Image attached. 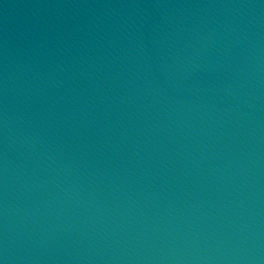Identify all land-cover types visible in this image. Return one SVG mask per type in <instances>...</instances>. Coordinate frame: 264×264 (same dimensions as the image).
Here are the masks:
<instances>
[{
  "label": "water",
  "instance_id": "95a60500",
  "mask_svg": "<svg viewBox=\"0 0 264 264\" xmlns=\"http://www.w3.org/2000/svg\"><path fill=\"white\" fill-rule=\"evenodd\" d=\"M0 264H264V0H0Z\"/></svg>",
  "mask_w": 264,
  "mask_h": 264
}]
</instances>
